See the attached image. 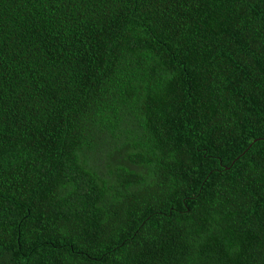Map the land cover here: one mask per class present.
Returning a JSON list of instances; mask_svg holds the SVG:
<instances>
[{"label":"trees","instance_id":"trees-1","mask_svg":"<svg viewBox=\"0 0 264 264\" xmlns=\"http://www.w3.org/2000/svg\"><path fill=\"white\" fill-rule=\"evenodd\" d=\"M0 264H264V0H0Z\"/></svg>","mask_w":264,"mask_h":264}]
</instances>
